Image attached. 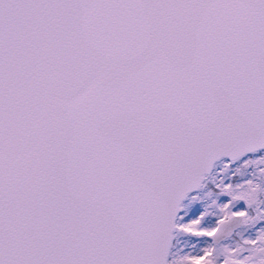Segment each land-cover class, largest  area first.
Instances as JSON below:
<instances>
[{
    "label": "snow or ice",
    "instance_id": "1",
    "mask_svg": "<svg viewBox=\"0 0 264 264\" xmlns=\"http://www.w3.org/2000/svg\"><path fill=\"white\" fill-rule=\"evenodd\" d=\"M0 264H264V0H0Z\"/></svg>",
    "mask_w": 264,
    "mask_h": 264
}]
</instances>
